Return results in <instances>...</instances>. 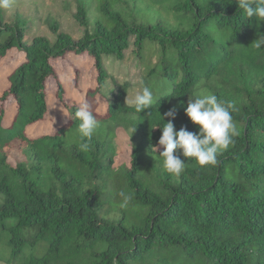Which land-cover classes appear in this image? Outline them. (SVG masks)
Listing matches in <instances>:
<instances>
[{
  "label": "trees",
  "instance_id": "trees-1",
  "mask_svg": "<svg viewBox=\"0 0 264 264\" xmlns=\"http://www.w3.org/2000/svg\"><path fill=\"white\" fill-rule=\"evenodd\" d=\"M142 1L156 20L97 0L93 24L94 2L78 5L80 39L53 24L54 42H29L0 0V59L24 56L0 95V261L264 264V0ZM129 50L142 95L128 105L129 85L117 87L101 111L106 60ZM70 56L96 83L80 103L61 79ZM49 100L67 121L30 136ZM119 129L133 146L117 168ZM16 144L30 165L9 163Z\"/></svg>",
  "mask_w": 264,
  "mask_h": 264
},
{
  "label": "rangeland",
  "instance_id": "rangeland-1",
  "mask_svg": "<svg viewBox=\"0 0 264 264\" xmlns=\"http://www.w3.org/2000/svg\"><path fill=\"white\" fill-rule=\"evenodd\" d=\"M8 7L3 12V23L8 25L22 24L25 26L26 40L31 42L36 37H46L54 42L56 36L53 33L52 26L55 24L63 33L69 34L74 39H80L85 32V28L77 21L78 5L80 3L94 2L91 8V23L93 24L98 18L96 11L97 0H8ZM117 7L126 12L141 9L144 19L148 17L156 20L157 15L154 9L147 7V1L140 0H115ZM24 56L17 50H12L5 58L0 59V95L10 87L9 77L23 62ZM67 60L72 66L77 65L80 68L82 78L76 81V76L72 66L68 73H63L61 79L64 83L67 94L74 102H83L87 90L94 87L96 83L90 77V68L82 60L70 56ZM145 60L144 63L148 61ZM106 68L108 71V80L104 90L105 96L98 99L101 102L100 110L105 111L107 101L112 99L111 90L123 85H129V94L126 99L128 105H134L142 95L141 81L143 79V71L145 65H140V60L136 57L132 50L126 52L124 60L108 59L106 60ZM77 85V87H76ZM51 118L38 125L28 128V134L33 137L49 133L56 125H62L67 121L68 113L65 108L57 100H49ZM210 107V105H209ZM213 114V107L209 108ZM16 113L14 107H10L6 113L4 125H9ZM114 145L116 149V163L118 168L124 163L131 161L132 139L131 132L119 129L116 132ZM8 152L9 163L16 167L21 163L29 164V160L24 150L16 144L13 148L6 149ZM0 264H7L0 261Z\"/></svg>",
  "mask_w": 264,
  "mask_h": 264
}]
</instances>
